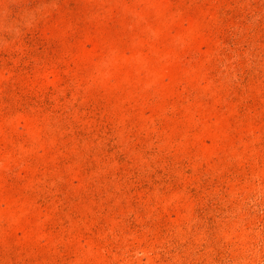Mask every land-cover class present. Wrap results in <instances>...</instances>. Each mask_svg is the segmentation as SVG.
Here are the masks:
<instances>
[{
  "label": "rangeland",
  "instance_id": "obj_1",
  "mask_svg": "<svg viewBox=\"0 0 264 264\" xmlns=\"http://www.w3.org/2000/svg\"><path fill=\"white\" fill-rule=\"evenodd\" d=\"M0 264H264V0H0Z\"/></svg>",
  "mask_w": 264,
  "mask_h": 264
}]
</instances>
